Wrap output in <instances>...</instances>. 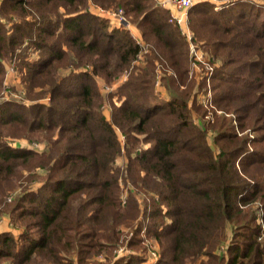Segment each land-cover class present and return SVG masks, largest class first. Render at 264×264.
<instances>
[{
	"label": "trees",
	"instance_id": "16d2710c",
	"mask_svg": "<svg viewBox=\"0 0 264 264\" xmlns=\"http://www.w3.org/2000/svg\"><path fill=\"white\" fill-rule=\"evenodd\" d=\"M220 1L187 10L192 43L218 61L196 82L189 44L155 0H0V87L6 60L30 102L0 103V208L23 169L42 173L2 207L20 231L0 232V264H109L124 227L154 238V264H264V11ZM91 5L122 9L140 42ZM207 80L211 109L195 102ZM15 138L46 144L34 151Z\"/></svg>",
	"mask_w": 264,
	"mask_h": 264
},
{
	"label": "rangeland",
	"instance_id": "374dc122",
	"mask_svg": "<svg viewBox=\"0 0 264 264\" xmlns=\"http://www.w3.org/2000/svg\"><path fill=\"white\" fill-rule=\"evenodd\" d=\"M156 1V0H155ZM162 0H157L156 4L158 5L159 2H161ZM218 2H221L220 0H217ZM247 1V0H246ZM255 2V3H254ZM258 7H261V9H263L264 11V0H254L253 2H250ZM90 11H92L94 14H96L97 16H99L100 18H104V19H108L109 20V24L110 27H115L117 29L120 30H124V31H128V27L131 26L133 29H138L136 27V25L131 22H129L126 17L125 14L123 13L124 19L126 20V22L128 23L127 27L126 25H122L117 18L114 17V13L116 12L115 9H109V10H103L100 9L96 6H89ZM122 10V9H121ZM123 11V10H122ZM124 12V11H123ZM3 22L9 26L10 21L8 20H3ZM189 25V23H188ZM130 28V27H129ZM190 29V26H189ZM179 31V30H178ZM190 31L192 32V30L190 29ZM129 32V31H128ZM180 33V32H179ZM130 34V32H129ZM131 35V34H130ZM132 36V35H131ZM140 42V40H139ZM189 44V43H188ZM194 51L190 50V55L192 57L191 59V64H190V69H189V76H193V78L196 80V82H198V80H200L196 75L201 76V73H195L196 68L199 69L200 72H206L207 70L205 69V65L204 64H200L199 62L201 60H207V53H205V51H203L202 49H200L198 46H196L194 43ZM202 54L200 56H198V54ZM202 57V59H201ZM140 61H141V57H140ZM218 61L214 60V65L212 68H214L217 65ZM4 65V72H3V76H2V82H1V87H0V103L3 101H14V102H18V103H22L26 106H28L30 104L29 101L24 100V97L26 95L24 89L22 88V85L20 83V75L17 71L16 65L11 64L9 61H4L3 62ZM122 80H120L119 83H123L125 79L121 78ZM116 84V86H108L109 89H111V93L116 91V87L118 86V84ZM97 87L99 89V91L102 93V95L100 96L101 99L103 100L101 106H100V111L101 113L106 117V119L109 120V116L111 113V105L110 102L107 100V95H106V89H108L107 87H104L101 81H97L96 82ZM120 85V84H119ZM154 89L155 91L159 94L160 98L162 99H168L169 98V93L166 92L160 82L154 83ZM195 102L198 105H202V107L204 109H211L213 106L210 105V97H212V87H211V83L209 82L208 85H205V87H202L201 89H197L195 91ZM39 103H42L44 105H48L49 104V98L46 97L44 99H41V101H39ZM197 106V105H196ZM219 114H221L220 111H217ZM194 117H198V115L193 112ZM206 117H208V115H206ZM204 117L205 119H208ZM251 132H247L244 131L243 133H240L239 135L241 136H249V137H254V136H258L261 135V133L258 134H250ZM118 139L120 142V145L123 146L124 145V139L123 137L118 133ZM34 141V142H32ZM30 143L27 142V139H23V138H15L12 139L10 142L11 144H13V146H19V147H23V148H29V149H33L34 151H41L42 149H44L46 142H36V140H32ZM35 144L36 147L31 148L30 145L31 144ZM208 144L210 147H212L213 149H215L214 145L211 143V141H208ZM150 147V144L146 143V144H141V146L138 148L139 151H143L145 149H148ZM127 158L125 155L124 150H122V154L118 157L116 164L118 166H122L125 162H126ZM39 173V174H38ZM42 174L41 171H26L23 169V175L24 178L16 180L13 182L14 188H11L9 191L6 192V195L4 196V199H2L3 203L2 206L0 208V232L3 231H7L10 232L14 237L17 235V233L20 231V228L17 226L16 223H14L13 221L10 220L9 218V214L7 212H2L4 208H12L14 206V204L16 203V201L20 198L21 194L24 191V188H22V184L27 183V181L35 179L36 177H40ZM34 181V180H32ZM31 181V183L28 185L27 190H34L37 188V185L34 184ZM37 181V180H36ZM121 187H123L122 183H121ZM126 190H124L123 193V197H126ZM139 202L141 200L139 195H136ZM167 221V219H166ZM137 222V220H136ZM135 222V223H136ZM134 223V224H135ZM260 224H262V221H259ZM264 225V224H263ZM123 236L119 242L118 245H120V247L118 246V248L116 250H113L114 253L113 256H111L110 259V263L109 264H113V262L120 258L121 256L123 258H125V260H130L131 257H137L139 259L138 264H154L158 257H159V247L158 244L156 243V241L154 240V238H152L151 236L148 237L146 236L147 234L142 232L140 234L135 233L134 231V227H124L123 228ZM232 233L231 230H229L227 232V240L222 243L219 248L218 251L221 254H225V251L227 249V247L230 244V238L232 237ZM141 239V242L137 243L138 240ZM218 253V254H219ZM108 256V258L110 257ZM156 256V257H154ZM93 262L96 263H100V264H107L105 258H103L101 255H98L96 259H93ZM43 264H47V263H43ZM93 264V263H92Z\"/></svg>",
	"mask_w": 264,
	"mask_h": 264
},
{
	"label": "built area",
	"instance_id": "2783aa9c",
	"mask_svg": "<svg viewBox=\"0 0 264 264\" xmlns=\"http://www.w3.org/2000/svg\"><path fill=\"white\" fill-rule=\"evenodd\" d=\"M248 2H253L254 0H247ZM210 3L213 6V9L215 11L219 10L221 5L223 4V2H218L217 0H162L161 2L158 3V6L160 8H165L169 10V22L174 24L181 36L183 38H185L187 40V42L189 43V48L190 50L194 51V45L192 43V38H193V34L189 29V25H188V19H187V10L192 7L194 4L196 3ZM255 3V2H254ZM114 17L118 19V21L124 26L128 25V23L126 22V20L124 19L123 16V11L122 10H117L114 13ZM130 27V28H129ZM128 27V31L130 32V34L132 35L133 39L136 40V42H139V38L135 35V33L133 32V28L131 26ZM202 54H198V56H200ZM140 60V57H138ZM202 59V57H201ZM200 64H204L205 65V69L207 70L206 72H200L198 68H196L195 73H201V76L196 75L199 79L203 78L205 75H207L208 73H210L212 71V67L210 62H209V56L207 57V60H201L199 62ZM156 83H158V81H156ZM209 80L206 81V85H208ZM31 148L36 147L35 144H31L30 145ZM259 216H261V213L259 212ZM262 229L264 227L263 224H261ZM156 257V256H154Z\"/></svg>",
	"mask_w": 264,
	"mask_h": 264
},
{
	"label": "crops",
	"instance_id": "0c3cea01",
	"mask_svg": "<svg viewBox=\"0 0 264 264\" xmlns=\"http://www.w3.org/2000/svg\"><path fill=\"white\" fill-rule=\"evenodd\" d=\"M133 32L135 33V35L137 36V37H139V34H140V32H139V30L138 29H133Z\"/></svg>",
	"mask_w": 264,
	"mask_h": 264
},
{
	"label": "bare ground",
	"instance_id": "6f19581e",
	"mask_svg": "<svg viewBox=\"0 0 264 264\" xmlns=\"http://www.w3.org/2000/svg\"><path fill=\"white\" fill-rule=\"evenodd\" d=\"M157 1V0H156ZM137 260V259H136Z\"/></svg>",
	"mask_w": 264,
	"mask_h": 264
}]
</instances>
